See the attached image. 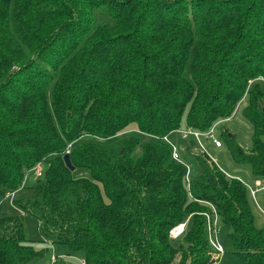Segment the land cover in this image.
Masks as SVG:
<instances>
[{"label":"trees","instance_id":"16d2710c","mask_svg":"<svg viewBox=\"0 0 264 264\" xmlns=\"http://www.w3.org/2000/svg\"><path fill=\"white\" fill-rule=\"evenodd\" d=\"M260 82L264 0H0V264L42 255L25 215L85 264H217L204 214L213 211L244 264H264L250 189L196 146L187 181L164 139L185 116L188 127L215 129L247 99L252 147L229 140L264 178ZM132 132L156 137L141 144ZM38 161L35 192L2 211Z\"/></svg>","mask_w":264,"mask_h":264},{"label":"rangeland","instance_id":"374dc122","mask_svg":"<svg viewBox=\"0 0 264 264\" xmlns=\"http://www.w3.org/2000/svg\"><path fill=\"white\" fill-rule=\"evenodd\" d=\"M260 86L264 92V84L260 82ZM247 106V99L242 101L237 108V110L230 116L229 118L220 119L215 126L214 135L217 139L221 140L222 145L216 146L211 138L206 136H201L200 142L196 141L193 136H189L188 138H183L182 135L176 130L173 131L169 135L170 144L176 148L180 154V159L183 161L189 172V176L193 177L198 172V164L196 160L191 157V155L187 152V145L190 143V146H196L195 151L200 152L201 150L205 151L210 158H212L215 163L229 176L240 178L246 186L250 189L255 184V178L252 174V168L249 162L247 161H238L232 151V145L230 144L229 134L234 136V140L237 141L244 148L252 147V136H253V124L247 119L244 115L245 107ZM182 129L188 128L186 125V116L183 118ZM134 134L139 135L141 144L146 141H149L150 138L146 135L140 134L138 132H132ZM91 140H95L102 144H109L113 142L114 139H102V138H87ZM264 139V136H263ZM46 167V164L43 163V171ZM28 186L24 188H20V191L14 192L12 199L21 198L24 196L31 195L35 192L32 185L39 177H42L43 174H37L35 171L28 172ZM10 196L4 198L2 203V211L12 212L13 204ZM255 201L261 206H264L262 201H264V190H259L256 193ZM12 204V205H11ZM256 204V203H255ZM15 208V207H13ZM257 204L255 208V216L257 225H262L264 223V210L261 209ZM264 208V207H263ZM212 219L218 224L217 234L214 235L213 239L216 243H219L223 246V251L218 254L219 260L217 264H244L243 260L236 255L233 250L234 246L229 237V232L231 231V227L229 224H226L222 221L218 214H211ZM25 224L27 227L28 234L30 238L33 240V245L36 249L42 251V255L33 259L31 262L27 264H58L51 263L50 257L52 253L57 254L59 257H64L63 263L69 264H80L82 255L78 253L77 255H68L67 248L65 246L48 244L47 240H43L39 234L38 223L36 219L29 215L24 216ZM211 245V244H210ZM212 246V245H211ZM210 246V247H211ZM212 249V248H211ZM213 250V249H212Z\"/></svg>","mask_w":264,"mask_h":264},{"label":"built area","instance_id":"2783aa9c","mask_svg":"<svg viewBox=\"0 0 264 264\" xmlns=\"http://www.w3.org/2000/svg\"><path fill=\"white\" fill-rule=\"evenodd\" d=\"M215 124V123H214ZM214 124L211 125L209 128H206L204 130L202 129H197V128H191V127H188L186 129H182V128H179V129H176L177 132H179L183 138H187L189 136H193L196 141L200 142L201 140V136H206V137H209L212 139V141L214 142V144L216 146H221L222 142L221 140L217 139L214 135ZM151 137H156L154 135H150V134H147ZM164 139H168L167 137H164ZM67 152H69V149L66 150ZM172 157L173 158H176V159H180V155H179V152L176 148H174L172 146ZM181 160V159H180ZM42 162L41 161H38L35 165H33L32 167L28 168L24 174V177H23V180L20 184V187H23V185L25 184V182L27 181L28 179V172L30 171H35L37 174H41L42 172ZM186 180L189 181V172H188V168H187V176H186ZM255 184L252 188H250V193L252 195V197L254 199H256V193L259 191V190H264V178H257L255 179ZM14 192H6L5 193V196L3 197L2 200H4L5 197L7 196H10L11 199H12V196L14 195ZM213 213L215 214L216 212L213 211ZM205 216H206V231H207V237H208V240L210 242V244L212 245L213 249L215 250V252L217 254H219L220 252L223 251V246L219 243H216V241H214L213 237L214 235L217 234V231H218V224L216 221H214L212 219V216L210 212H204ZM217 214V213H216ZM185 226H186V222H181L175 226H173L171 229H170V235L172 237H176L178 236L179 234H181L184 229H185ZM54 255L52 256V259H54ZM80 264H85V261L83 259V257H81V262Z\"/></svg>","mask_w":264,"mask_h":264},{"label":"water","instance_id":"95a60500","mask_svg":"<svg viewBox=\"0 0 264 264\" xmlns=\"http://www.w3.org/2000/svg\"><path fill=\"white\" fill-rule=\"evenodd\" d=\"M63 159H64L65 164H66L68 167L73 168V165L71 164V161H70L69 152L66 151V152L63 154Z\"/></svg>","mask_w":264,"mask_h":264},{"label":"crops","instance_id":"0c3cea01","mask_svg":"<svg viewBox=\"0 0 264 264\" xmlns=\"http://www.w3.org/2000/svg\"><path fill=\"white\" fill-rule=\"evenodd\" d=\"M147 136H149V135H147ZM188 138V137H187ZM168 139H169V137H168ZM190 144V143H189ZM187 145V152H188V146H190V145ZM180 155V154H179ZM256 179V178H255ZM258 206H260V205H258ZM262 209V208H261Z\"/></svg>","mask_w":264,"mask_h":264}]
</instances>
